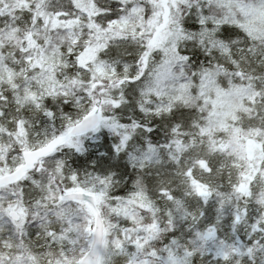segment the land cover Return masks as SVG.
<instances>
[{
	"label": "snow or ice",
	"instance_id": "snow-or-ice-1",
	"mask_svg": "<svg viewBox=\"0 0 264 264\" xmlns=\"http://www.w3.org/2000/svg\"><path fill=\"white\" fill-rule=\"evenodd\" d=\"M0 264H264V0H0Z\"/></svg>",
	"mask_w": 264,
	"mask_h": 264
}]
</instances>
